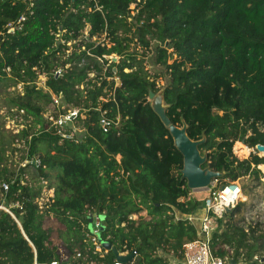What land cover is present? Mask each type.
I'll return each mask as SVG.
<instances>
[{
    "label": "trees",
    "instance_id": "16d2710c",
    "mask_svg": "<svg viewBox=\"0 0 264 264\" xmlns=\"http://www.w3.org/2000/svg\"><path fill=\"white\" fill-rule=\"evenodd\" d=\"M22 16L21 30L7 33ZM149 54L169 78L167 116L178 126L184 120L192 140L205 137L206 165L225 173L222 182L264 187L257 168L264 158L233 153L243 139L250 148L264 145V0H0V81L23 87L5 101L35 119L18 135L20 163H29L18 175L7 153L20 150L12 148L14 138L0 136V184H9L0 189V206H22L12 208L19 223L0 209V264L60 261L59 244L71 264H114L112 252L92 254L87 234L96 214L105 216L103 240L119 253L136 252L130 264H184L183 245L198 231L175 213L193 215L204 202L190 197L183 157L148 101L162 76L146 69ZM113 55L118 62L108 59ZM58 68L64 70L56 77ZM60 93L80 109L79 142L61 141L40 122L51 95ZM102 112L117 122L107 133ZM24 173L53 191L42 208ZM247 188L242 184L244 195ZM246 206L217 219L211 253L226 264H260L264 257V219L248 223L240 216ZM144 211L149 219L130 218ZM54 226L62 229L59 244Z\"/></svg>",
    "mask_w": 264,
    "mask_h": 264
},
{
    "label": "built area",
    "instance_id": "2783aa9c",
    "mask_svg": "<svg viewBox=\"0 0 264 264\" xmlns=\"http://www.w3.org/2000/svg\"><path fill=\"white\" fill-rule=\"evenodd\" d=\"M89 2H94L95 4H97V0H89ZM96 10H101V7H98L96 5ZM25 19L26 18L22 16L18 20L16 25H14L13 23L8 24L7 33H15L16 30H21L22 23L25 21ZM85 37L87 36L85 35ZM67 46L69 47V49L66 51V53L68 54L71 51L72 42H68ZM111 58L112 57H108V59ZM69 67L70 64H67L65 66L66 69H68ZM7 70L9 71V69ZM63 70V68H58L54 72L55 76L58 77L62 75ZM89 76L93 77V74H90ZM115 81L116 83H118L119 79L115 78ZM20 86L22 85L20 84L18 87L20 88ZM63 100V95L61 93L52 94L49 106L47 105L45 107L44 112L40 116V122L42 123L45 132L58 136L61 141L79 142L83 139L85 135V128L78 123L80 109L71 107L69 104H66ZM100 100L106 101L103 98H100ZM15 115H17L18 117L21 116V121H23L24 119L26 120V118H29V116L25 114L24 110L16 109ZM99 123L104 133H107L113 125L117 124V122H114L107 116L106 112L101 113ZM21 127L22 129L17 132V136L27 126ZM25 163L29 164L28 161H25ZM34 165L38 166L40 165V162L36 160L34 162ZM257 168L261 170L260 165L257 166ZM261 180H263V178ZM41 185H43V188L47 189V182L43 181ZM0 189L4 192H7L9 189V184L5 182L0 184ZM47 190L51 192V197H53V191L49 189ZM206 192L207 195L203 199L205 215L201 218L190 216L187 219L197 228L198 239L192 242H187L183 245L182 255L184 264H226L225 261H223L222 259L215 258L212 256V235L217 229V219L222 218L228 209L231 210L240 202L246 200V197H244L243 195L244 193L242 190V183L240 179L229 182H222L220 179L215 180L213 181L212 185L208 189H206ZM190 197H192V194H190ZM37 203L41 208L43 207L44 203L40 201V198L37 199ZM12 208L22 210V206L19 203H15L10 207L0 206V209L7 212L17 223H19L15 214L12 211ZM135 217H137V215H132L130 218L134 219ZM101 224L102 221L100 219V216L98 214L92 215V232L88 231L87 234V238L90 240V243L93 247L92 254L97 255L99 258H103L108 253V251L104 249L103 246L100 244L97 237V233L100 231ZM134 253V258H136V252ZM119 254L128 255L129 253L126 252ZM76 257L81 258L82 254L78 252L76 254ZM61 262H67V258L63 257V255H61L60 261L55 260L49 264H61ZM130 263H132V261ZM66 264L71 263L67 262ZM114 264L122 263L116 260Z\"/></svg>",
    "mask_w": 264,
    "mask_h": 264
},
{
    "label": "rangeland",
    "instance_id": "374dc122",
    "mask_svg": "<svg viewBox=\"0 0 264 264\" xmlns=\"http://www.w3.org/2000/svg\"><path fill=\"white\" fill-rule=\"evenodd\" d=\"M134 9V5L131 6V9ZM139 51H144L143 49H138ZM112 61L118 62V57L117 56H111ZM147 66L146 69L150 70L153 73L160 74V76L157 81L158 85L160 88H163L167 81H168V76H164V69L162 67H158L153 65V59H152V54H149L147 60ZM45 81L46 77L44 76H39L37 80V86L38 88L45 89ZM20 85V84H19ZM19 85L15 86H7L6 82H1L0 81V136H3V139L6 140L7 137H12L14 138V144L12 148L19 149L20 151L15 152V154L7 153V159H8V165L11 167L15 174L18 175L19 171L21 168L25 167L27 163L21 162L20 163V158L23 155L22 150H23V145L20 142V138L17 136V132L22 129L21 126H30L32 127L34 118L30 117L24 119L21 121V116L15 115L16 107H11L9 106L6 101H5V96L8 95H19L23 94V87ZM50 103L47 105L49 106ZM45 105V107L47 106ZM22 124V125H21ZM37 132V130H35ZM38 133V132H37ZM237 143V142H236ZM235 143V144H236ZM233 147V153L234 155L239 159V160H245L249 159L251 155L257 154L259 157H262L259 153H257V150L255 152L251 151V148L245 143H241V141H238V143ZM255 148V147H254ZM261 167V166H260ZM261 169V168H260ZM262 170V169H261ZM22 178L26 179V182L29 185H31L35 190L40 192V201L42 203H46L48 199L51 197V192H49L46 188H40V184L37 182H34L31 180L30 176L28 174L24 173L22 174ZM262 178L264 180V172L262 170ZM222 180V179H221ZM262 180V181H263ZM226 182H229V179L224 180ZM241 183L245 186L247 184V192L249 195L245 193L244 197H246L245 201H242L240 203H246V207L242 208L240 211V216L243 214L246 217V221L249 222H255L257 220H263L264 219V203H263V196H264V187H257L254 188L253 185L255 182H250L248 179H242ZM264 183V182H263ZM192 197L203 200L204 197L207 195L206 190L202 191H191ZM239 216V218H240ZM139 217H144L146 219H149V216L147 213L144 211L141 214H138L137 217H135L133 220L137 221ZM62 233V229L57 228L54 226V240L57 244L61 243L59 241L60 236ZM60 246V252L63 253V257H66V245H61ZM260 261V260H259ZM258 261V262H259ZM254 262H257V258L254 259ZM172 264H176L174 258L172 261Z\"/></svg>",
    "mask_w": 264,
    "mask_h": 264
},
{
    "label": "water",
    "instance_id": "95a60500",
    "mask_svg": "<svg viewBox=\"0 0 264 264\" xmlns=\"http://www.w3.org/2000/svg\"><path fill=\"white\" fill-rule=\"evenodd\" d=\"M164 76H167L164 72ZM169 85V78L166 85L158 92L149 90L148 101L152 110L159 117L164 127L169 131L174 146L181 153L183 157V168L180 170L181 180L186 181L187 187L190 191H202L208 189L213 181L222 179L225 175L224 172L214 171L210 166L206 165L207 152L200 151V146L205 143V137L200 140H192L187 134V124L182 120V125L178 126L171 122L167 116V105L165 104L164 93ZM245 144V139L241 140ZM257 152L264 158V145H257ZM224 188V187H223ZM228 209L226 212H229ZM102 221L100 231L97 233L98 241L108 252H112L116 260L122 264L130 263L135 253L131 252L128 255H120L119 251L112 246L109 242L103 240L102 234L105 230L104 215H99ZM88 230L92 232V216H89ZM260 264H264V257L260 259ZM234 264V261H232Z\"/></svg>",
    "mask_w": 264,
    "mask_h": 264
},
{
    "label": "crops",
    "instance_id": "0c3cea01",
    "mask_svg": "<svg viewBox=\"0 0 264 264\" xmlns=\"http://www.w3.org/2000/svg\"><path fill=\"white\" fill-rule=\"evenodd\" d=\"M204 215H205V210L203 208V209L197 211L195 214L190 215V216L196 217V218H201ZM175 216H176V219H183V220H186V219H188V217H190V216L182 215V214L177 213V212L175 213Z\"/></svg>",
    "mask_w": 264,
    "mask_h": 264
},
{
    "label": "bare ground",
    "instance_id": "6f19581e",
    "mask_svg": "<svg viewBox=\"0 0 264 264\" xmlns=\"http://www.w3.org/2000/svg\"><path fill=\"white\" fill-rule=\"evenodd\" d=\"M251 151H252V152H255V151H256V148H251ZM260 166H261L260 168H261V169L263 170V172H264V165H260Z\"/></svg>",
    "mask_w": 264,
    "mask_h": 264
}]
</instances>
